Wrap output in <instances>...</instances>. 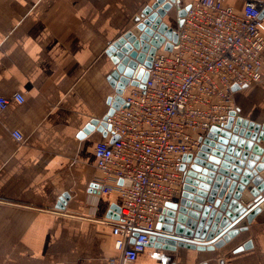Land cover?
<instances>
[{
  "label": "crops",
  "instance_id": "crops-1",
  "mask_svg": "<svg viewBox=\"0 0 264 264\" xmlns=\"http://www.w3.org/2000/svg\"><path fill=\"white\" fill-rule=\"evenodd\" d=\"M154 1L0 0V95L25 97L0 113V264H118L111 224L122 197L95 183L94 148L108 130H84L111 109L110 44ZM226 1L240 11L247 0ZM234 97L239 116L264 124V78ZM222 262L264 264V209L214 251L152 245L137 260Z\"/></svg>",
  "mask_w": 264,
  "mask_h": 264
},
{
  "label": "built area",
  "instance_id": "built-area-1",
  "mask_svg": "<svg viewBox=\"0 0 264 264\" xmlns=\"http://www.w3.org/2000/svg\"><path fill=\"white\" fill-rule=\"evenodd\" d=\"M264 1L238 11L226 0H195L171 51L157 50L144 87L128 86L124 104L109 116L108 138L94 148L102 194L122 197L112 225L118 264H137L168 202L181 199L182 155L195 154L211 128L236 111L234 86L264 78ZM15 93L0 95V113ZM17 141L21 132L13 134ZM111 264H115L111 260Z\"/></svg>",
  "mask_w": 264,
  "mask_h": 264
},
{
  "label": "water",
  "instance_id": "water-1",
  "mask_svg": "<svg viewBox=\"0 0 264 264\" xmlns=\"http://www.w3.org/2000/svg\"><path fill=\"white\" fill-rule=\"evenodd\" d=\"M181 2L155 0L135 16L132 28L110 44L106 53L114 68L108 80L115 92L109 100L111 109L102 122L93 120L84 132L99 125L109 131L106 120L124 104L126 88H143L157 50H172L178 34L167 17L178 6L176 28L183 26L191 3L181 7ZM238 114L236 109L225 125L211 128L195 154L181 156L185 175L181 199L165 204L148 247L214 251L246 231L264 209V150L259 145L264 141V124Z\"/></svg>",
  "mask_w": 264,
  "mask_h": 264
},
{
  "label": "rangeland",
  "instance_id": "rangeland-1",
  "mask_svg": "<svg viewBox=\"0 0 264 264\" xmlns=\"http://www.w3.org/2000/svg\"><path fill=\"white\" fill-rule=\"evenodd\" d=\"M187 2L185 0H183L181 2V7H184V5H187L186 4ZM177 9H178V6L174 9V11L171 13V15H169L167 17V21L169 23V25H172V27H175L177 25ZM175 19V20H174ZM174 20V21H173ZM166 21V22H167Z\"/></svg>",
  "mask_w": 264,
  "mask_h": 264
},
{
  "label": "bare ground",
  "instance_id": "bare-ground-1",
  "mask_svg": "<svg viewBox=\"0 0 264 264\" xmlns=\"http://www.w3.org/2000/svg\"><path fill=\"white\" fill-rule=\"evenodd\" d=\"M176 8V7H175Z\"/></svg>",
  "mask_w": 264,
  "mask_h": 264
}]
</instances>
